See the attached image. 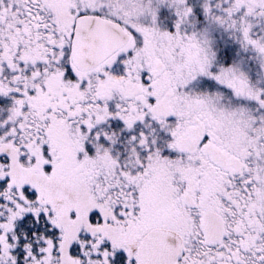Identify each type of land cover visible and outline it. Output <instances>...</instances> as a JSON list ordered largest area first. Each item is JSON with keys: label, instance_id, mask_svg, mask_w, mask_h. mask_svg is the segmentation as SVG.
<instances>
[{"label": "snow or ice", "instance_id": "6c2138e0", "mask_svg": "<svg viewBox=\"0 0 264 264\" xmlns=\"http://www.w3.org/2000/svg\"><path fill=\"white\" fill-rule=\"evenodd\" d=\"M0 264H264V0H0Z\"/></svg>", "mask_w": 264, "mask_h": 264}]
</instances>
